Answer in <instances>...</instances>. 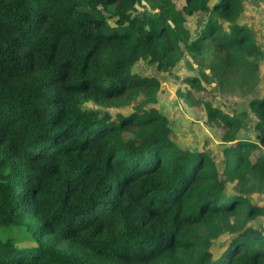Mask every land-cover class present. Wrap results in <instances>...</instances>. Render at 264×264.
<instances>
[{"label": "trees", "instance_id": "obj_1", "mask_svg": "<svg viewBox=\"0 0 264 264\" xmlns=\"http://www.w3.org/2000/svg\"><path fill=\"white\" fill-rule=\"evenodd\" d=\"M244 1L0 0V230H12L0 264H264L251 224L264 215L251 199L264 193V95L249 102L254 138L249 111L205 103L218 164L174 142L162 79L134 71L186 60L192 89L253 87L264 49L238 22Z\"/></svg>", "mask_w": 264, "mask_h": 264}, {"label": "rangeland", "instance_id": "obj_2", "mask_svg": "<svg viewBox=\"0 0 264 264\" xmlns=\"http://www.w3.org/2000/svg\"><path fill=\"white\" fill-rule=\"evenodd\" d=\"M177 8L181 9L185 5V0H175ZM146 4V2L144 3ZM113 9V7L111 8ZM202 14L186 16V26L198 35L202 24ZM110 22L114 23V18H110ZM238 22L247 25L251 28L254 37L260 47L264 49V0H245L244 11ZM191 60V58H187ZM196 67V64H194ZM189 68L186 60H182L180 64L173 68L170 73H158L155 67L148 65L145 61L139 62L134 71L141 74H155L162 79L163 91L159 95V100L156 106L169 115L172 128V139L181 148L186 149H209L212 151L218 164H221L222 147L219 142L221 130L215 124H208L205 103H211L213 106H218L227 112L238 110L249 111V132L248 135L254 138L253 126L256 122V117L249 109V102L253 97H261L264 95V59L260 61L259 75L260 78L253 87L236 84L232 91L223 92L216 88L215 83H206L202 81L206 88L204 90H195L189 87V84L184 83V79L189 76H196V69ZM182 89L185 93H190V98L186 100L181 97L177 90ZM88 106L95 107L93 103ZM132 106H124L121 108H113L111 111H129ZM245 132H243L244 134ZM230 187L228 189L230 190ZM252 202L256 205L264 207V193H254L251 196ZM251 224L255 228L264 229V215ZM12 232L9 230H0V236L7 238ZM16 235L19 245H33V239L24 233ZM228 235L221 237L215 244L214 250L217 252L223 243L226 242ZM11 237V236H10Z\"/></svg>", "mask_w": 264, "mask_h": 264}]
</instances>
